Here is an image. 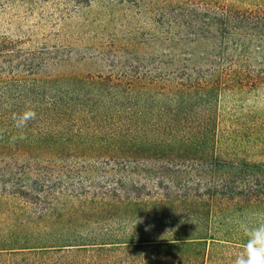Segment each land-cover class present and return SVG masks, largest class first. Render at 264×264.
Listing matches in <instances>:
<instances>
[{"label": "trees", "instance_id": "1", "mask_svg": "<svg viewBox=\"0 0 264 264\" xmlns=\"http://www.w3.org/2000/svg\"><path fill=\"white\" fill-rule=\"evenodd\" d=\"M92 2L0 0L14 27L0 31V264H233L246 239L237 222H264V161L220 159L207 124L143 129L139 99L167 93L178 122L223 78L264 86V10L222 2L212 13L218 46L254 47L258 69L174 70L170 83L153 69L124 83V73L65 72L40 40ZM27 111L35 117L17 128Z\"/></svg>", "mask_w": 264, "mask_h": 264}, {"label": "rangeland", "instance_id": "2", "mask_svg": "<svg viewBox=\"0 0 264 264\" xmlns=\"http://www.w3.org/2000/svg\"><path fill=\"white\" fill-rule=\"evenodd\" d=\"M222 2L237 8L264 10V0H93L90 7L49 30L46 38L40 35V40L57 46L65 72L102 70L116 78L124 73V83L133 73L148 74L156 69L154 73L161 75L164 83L173 80L174 70L186 69L184 74L195 78L197 74H224L238 67L258 69L261 60L254 47L250 55H244L239 50L218 46L220 23L212 13L218 11ZM5 18L0 19V31L13 34L14 27L7 25ZM30 23L33 22L27 24ZM240 30L255 34L251 28ZM246 57H250L247 63ZM233 62L236 65H231ZM231 81L232 78H223L202 102L191 101L195 105L192 113H182L178 122H173L171 106L166 103L171 98L163 99L167 93L156 91L160 95L150 101L143 93L139 99V111H144L140 114L141 127L180 129L186 134L207 124L208 129L216 131L220 159L241 163L264 161V86L242 88L235 82L229 84ZM154 95L151 93L150 97ZM143 101L151 103L149 110ZM164 103L165 111L161 109Z\"/></svg>", "mask_w": 264, "mask_h": 264}, {"label": "clouds", "instance_id": "3", "mask_svg": "<svg viewBox=\"0 0 264 264\" xmlns=\"http://www.w3.org/2000/svg\"><path fill=\"white\" fill-rule=\"evenodd\" d=\"M34 117L33 111L14 117L15 126L23 128L26 122ZM19 138L23 139V136ZM237 228L246 239L242 244V250L235 256L233 264H264V222L250 224L247 220H241L237 222Z\"/></svg>", "mask_w": 264, "mask_h": 264}]
</instances>
